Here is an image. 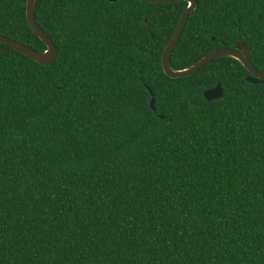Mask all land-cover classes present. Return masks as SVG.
I'll return each instance as SVG.
<instances>
[{
  "label": "trees",
  "instance_id": "obj_1",
  "mask_svg": "<svg viewBox=\"0 0 264 264\" xmlns=\"http://www.w3.org/2000/svg\"><path fill=\"white\" fill-rule=\"evenodd\" d=\"M27 5L0 34L45 51ZM188 6L37 0L56 61L0 42V264H264V82L229 56L168 76ZM239 42L264 71V0H198L171 65Z\"/></svg>",
  "mask_w": 264,
  "mask_h": 264
},
{
  "label": "water",
  "instance_id": "obj_2",
  "mask_svg": "<svg viewBox=\"0 0 264 264\" xmlns=\"http://www.w3.org/2000/svg\"><path fill=\"white\" fill-rule=\"evenodd\" d=\"M109 1H117V0H109ZM152 3H172L178 1H187L189 3L188 8L184 11L179 25L173 35L172 39L170 40L169 44L167 45L166 49L164 50L162 56V63L164 67L165 73L172 77V78H179V77H187L195 74L196 72L200 71L202 68L210 64L214 59L222 56H229L239 60L249 71V75L246 77L247 81L251 83H262L264 82V71L259 70L256 68L252 62L250 61V50L247 45L243 42H239L234 45V47H223L211 52L209 55L202 58L196 64L192 65L189 68L175 70L171 65V57L179 44L181 36L183 34L185 25L187 23L190 14L197 8L198 0H145ZM37 0H28L27 5V15L35 33L44 41L47 45V49L45 51H39L34 48L28 47L16 40L10 39L2 34H0V42H3L15 50L21 52L24 55L29 56L30 58L34 59L35 61L43 64L49 65L56 61L58 57V50L56 44L53 40L48 36V34L41 28V26L36 21L35 17V8H36ZM152 92V91H151ZM153 94V92H152ZM204 96L207 100H214L219 99L223 96V87L222 83L219 82L214 87L207 89L204 92ZM155 97L152 99V108L155 110Z\"/></svg>",
  "mask_w": 264,
  "mask_h": 264
}]
</instances>
